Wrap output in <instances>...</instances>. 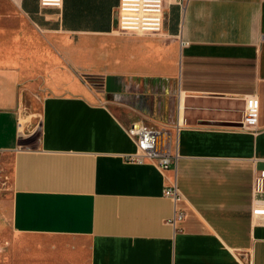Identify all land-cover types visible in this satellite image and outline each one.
Here are the masks:
<instances>
[{
	"label": "crops",
	"instance_id": "0c3cea01",
	"mask_svg": "<svg viewBox=\"0 0 264 264\" xmlns=\"http://www.w3.org/2000/svg\"><path fill=\"white\" fill-rule=\"evenodd\" d=\"M118 2L0 0V169L5 157L11 166L2 260L264 264V216L252 213L253 174L264 168V0L168 5L153 35L116 31ZM36 27L73 41L61 53L101 79H70L43 61L54 52ZM39 74V142L19 148L22 98ZM248 94L259 98L251 127L199 123H241ZM136 123L171 129L176 167L128 160ZM174 179L184 213L175 226L163 192Z\"/></svg>",
	"mask_w": 264,
	"mask_h": 264
},
{
	"label": "built area",
	"instance_id": "2783aa9c",
	"mask_svg": "<svg viewBox=\"0 0 264 264\" xmlns=\"http://www.w3.org/2000/svg\"><path fill=\"white\" fill-rule=\"evenodd\" d=\"M187 1L119 0L116 7V31L128 34H158L163 29L167 6L177 4L184 11ZM40 4L60 8L63 0H40ZM258 109V96L246 95L242 127L249 128L255 123ZM127 133L137 147L136 152L128 155L129 161L141 163L150 160L162 170L177 166L179 153L177 146L174 145L171 129L147 127L136 123L127 128ZM163 192L174 201L175 212L170 222L175 226L176 222L184 217V213L176 206L183 197L176 179L170 180ZM252 213L264 216V168L255 170L253 174Z\"/></svg>",
	"mask_w": 264,
	"mask_h": 264
},
{
	"label": "rangeland",
	"instance_id": "374dc122",
	"mask_svg": "<svg viewBox=\"0 0 264 264\" xmlns=\"http://www.w3.org/2000/svg\"><path fill=\"white\" fill-rule=\"evenodd\" d=\"M30 30L33 28L29 27ZM35 34L37 35V39L43 44V47L46 51H53L54 56L52 58H44L43 61L48 64H60L68 73L70 79L79 78L83 82L93 83L101 79L100 74H91L86 73L85 69L77 68L76 66V58L72 57L70 54H62L63 49L61 48V44H71L74 45L73 41L70 42H60L62 40L56 36L55 33L50 31L42 30L38 27L34 28ZM59 40V41H58ZM67 51V50H66ZM82 65L88 64L86 63V59L81 58ZM37 77L36 75H34ZM33 76V77H34ZM42 74H39L36 82L30 81L28 85L27 91L24 93L22 98V104L20 109V114L18 118V128H19V148L31 149L35 148L39 142L40 136V110L42 99L47 92L46 88L39 83V77H42ZM130 127V126H129ZM20 128H22V134L20 132ZM10 158L5 157V163H1L3 168L0 169V187L2 192L9 191L10 187V178H6L11 172V166L9 163ZM3 247L0 245V264H5L3 257Z\"/></svg>",
	"mask_w": 264,
	"mask_h": 264
},
{
	"label": "water",
	"instance_id": "95a60500",
	"mask_svg": "<svg viewBox=\"0 0 264 264\" xmlns=\"http://www.w3.org/2000/svg\"><path fill=\"white\" fill-rule=\"evenodd\" d=\"M200 124H221V125H241L239 122H229V121H207V120H201L199 122Z\"/></svg>",
	"mask_w": 264,
	"mask_h": 264
},
{
	"label": "bare ground",
	"instance_id": "6f19581e",
	"mask_svg": "<svg viewBox=\"0 0 264 264\" xmlns=\"http://www.w3.org/2000/svg\"><path fill=\"white\" fill-rule=\"evenodd\" d=\"M20 131H21V133H23V132H22V128H20Z\"/></svg>",
	"mask_w": 264,
	"mask_h": 264
}]
</instances>
